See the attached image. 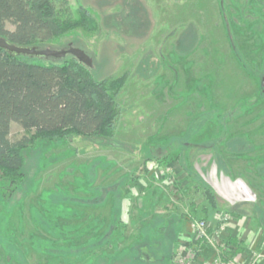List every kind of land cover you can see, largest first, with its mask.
<instances>
[{
    "label": "rangeland",
    "instance_id": "obj_1",
    "mask_svg": "<svg viewBox=\"0 0 264 264\" xmlns=\"http://www.w3.org/2000/svg\"><path fill=\"white\" fill-rule=\"evenodd\" d=\"M67 1L95 27L41 48L121 81L113 134L10 124L29 142L0 175V264H168L184 220L264 212V0Z\"/></svg>",
    "mask_w": 264,
    "mask_h": 264
},
{
    "label": "trees",
    "instance_id": "obj_2",
    "mask_svg": "<svg viewBox=\"0 0 264 264\" xmlns=\"http://www.w3.org/2000/svg\"><path fill=\"white\" fill-rule=\"evenodd\" d=\"M6 22L14 28H6ZM79 27L93 28L95 23L85 9H74L67 0H0V36L10 43L41 48ZM52 58L39 62L0 47V175L12 182L21 178L22 149L29 142L25 136L9 138L12 122L45 138L113 134L121 81L95 80L91 68L72 54ZM197 242L200 248L207 244ZM228 259L224 251L222 260Z\"/></svg>",
    "mask_w": 264,
    "mask_h": 264
},
{
    "label": "crops",
    "instance_id": "obj_3",
    "mask_svg": "<svg viewBox=\"0 0 264 264\" xmlns=\"http://www.w3.org/2000/svg\"><path fill=\"white\" fill-rule=\"evenodd\" d=\"M204 217L211 242L203 248L198 247L199 239L192 230L191 219L184 220L180 224L184 239L177 241L168 264H216L218 261L227 264L222 260L224 251L228 252L229 261L242 264L249 261L252 251L264 250V222L261 221L264 212H232L223 224L221 215L216 212L208 211ZM189 246L192 247L190 251L187 250Z\"/></svg>",
    "mask_w": 264,
    "mask_h": 264
},
{
    "label": "water",
    "instance_id": "obj_4",
    "mask_svg": "<svg viewBox=\"0 0 264 264\" xmlns=\"http://www.w3.org/2000/svg\"><path fill=\"white\" fill-rule=\"evenodd\" d=\"M0 47L5 49L11 54L14 55H25L29 57H54V58H62L66 54H72L75 56L79 61L83 62L90 68L92 67L90 63V59L79 49L69 46L66 50H50V49H42L38 48L37 46H23V45H16L10 43L8 40L0 36Z\"/></svg>",
    "mask_w": 264,
    "mask_h": 264
},
{
    "label": "built area",
    "instance_id": "obj_5",
    "mask_svg": "<svg viewBox=\"0 0 264 264\" xmlns=\"http://www.w3.org/2000/svg\"><path fill=\"white\" fill-rule=\"evenodd\" d=\"M228 219H229V215L224 214L221 217V224L228 221ZM191 226H192V230L194 231L197 239L205 240L206 243L211 242V239L208 233V225L205 221L200 220V221L192 222ZM215 263L219 264L220 261L215 262ZM228 264H241V263L234 262L231 260V261H228ZM242 264H264V250L252 251L249 261L246 263H242Z\"/></svg>",
    "mask_w": 264,
    "mask_h": 264
}]
</instances>
